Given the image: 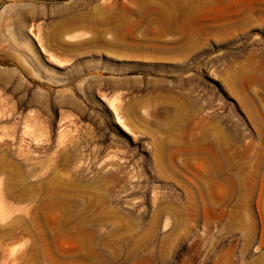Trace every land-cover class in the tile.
<instances>
[{
  "label": "rangeland",
  "instance_id": "1",
  "mask_svg": "<svg viewBox=\"0 0 264 264\" xmlns=\"http://www.w3.org/2000/svg\"><path fill=\"white\" fill-rule=\"evenodd\" d=\"M85 2L0 0V152L22 164L23 179L31 186L57 178L97 187L104 201L90 217L104 215L109 222L95 230V241L110 234L116 243L110 249L114 241L107 240L110 247L100 248L108 255L106 264H264V16L193 37L185 58L170 54L146 61L95 53L86 43L91 33L83 29L65 37L66 44L76 46L70 53L49 49V24L69 8L90 7ZM208 14L210 20L201 15L207 26H219ZM172 96L196 105L180 127L184 137L189 131L198 138V124L214 115L226 126L236 165L229 170L222 164L221 208H211L209 195L200 194L202 155L176 154L174 145H160L178 111ZM139 119L151 126L135 128L133 120L142 124ZM63 155L70 157L68 163ZM161 164H167L164 176L157 172ZM229 171L246 175L245 184L239 183L242 193L230 191ZM3 198L8 206L0 208V228L26 215L11 211L34 205L18 204L4 192ZM160 209L165 211L153 225ZM115 212L127 223L118 227L110 221ZM16 232L21 235V229ZM56 233L50 229L52 236ZM71 236L45 241H54L55 253L64 258L62 249L78 241ZM34 238L12 242L0 237V264H21L17 254L23 256Z\"/></svg>",
  "mask_w": 264,
  "mask_h": 264
},
{
  "label": "bare ground",
  "instance_id": "2",
  "mask_svg": "<svg viewBox=\"0 0 264 264\" xmlns=\"http://www.w3.org/2000/svg\"><path fill=\"white\" fill-rule=\"evenodd\" d=\"M85 3H87L90 7L80 11L75 10L74 12H72V8H69L65 14V17L49 24L50 31L48 34H46L45 43L49 49H53L56 52L63 54L70 53L72 51L71 48H73L75 45L73 46L71 44V46H69L66 44L64 42L65 37L83 29L88 30L91 33V38H89L86 43L89 45V48L92 47L91 49H93L95 53H101L111 57L114 56V58L137 57L146 61L167 59L170 54H172L171 57L175 56L180 58L181 56V58H185L184 55L187 54L189 50H191L190 45H192L191 43L194 40L193 37L205 33L206 31L210 32L213 29L215 31H220L224 29V27L233 30L238 22H246L247 20H251L253 18L255 19L256 15L264 16V0H86ZM206 13L213 14L214 19L212 20L220 25L215 28L207 26L209 24L206 23V20H203L204 18L201 16L204 14L206 15ZM206 19L210 20L208 18ZM204 21L206 25L204 24ZM199 23L203 24V27H199ZM29 49L31 48L29 47ZM174 97L173 98L175 100L173 98L172 99L175 101L178 111L171 123L170 135L167 141L160 142V145L163 147L168 143L170 145H174L173 150L176 154H189L196 152L202 155L201 159L204 164V169L201 171L199 179L201 181L199 186L201 188L200 194L202 192V196L206 197L209 195L210 201L208 199L207 200L211 203V208H221L218 207L220 206L218 197L221 196L219 195V192L223 189L221 188L219 191L220 185L222 186V184H220V174L223 169L222 164L224 163L225 166L229 168V170L233 169V166L236 165L234 164L235 162H233L232 158V153L234 152H230V138L228 136L227 129L225 128L226 126H222V122L219 117L214 115L211 117V119L209 118L206 123L201 121L200 125L198 124L200 131L198 138H194V133L189 135V131L187 132L188 137H184L179 133V130L182 129L180 127L183 125V122L186 120V118L192 115V109L196 105L191 103L186 97L185 99L178 96ZM174 101L171 100V102ZM139 120L142 124H137L133 120V126L135 128H147L151 126L146 120ZM141 130H143V128ZM148 132L150 131L148 130ZM6 143L8 144V142ZM261 143L264 142L262 141ZM250 144L249 146L252 145ZM156 145L158 146V144ZM245 148L246 146L244 147V150ZM246 151H248V149ZM239 154H236V156H239ZM69 160V156L63 155L64 162L68 163ZM250 164L251 163L248 165L245 164V166L248 167ZM261 166H259V168ZM166 168L167 164L158 165V174L164 176L167 172ZM234 170H236V168ZM238 171L234 173L229 171L230 173L228 174L230 175V179L228 178L230 183L229 186L231 188L230 191H235V193L231 192L234 194H236V191L238 193L243 192V188L239 185V183L244 181L242 178L246 176L245 174L242 176V173ZM258 172L260 171L258 170ZM248 173L250 172L248 171ZM22 174V164L14 160L13 157L10 156L9 152L1 151L0 203L1 200L2 203L0 204V208L4 209L6 206H8V202H6L3 198V192L6 198L9 200L11 199L18 204L34 203L33 207L31 208L26 209L18 207L14 211H11V214H13L15 211H23L26 213V215H16L0 228V237L4 238L3 241L5 239H9L13 242L23 238L25 235L35 237L31 243L32 245H29L30 248L27 249L24 247L27 250H22L23 252L25 251L24 254H21L23 256H19L17 254L19 258L22 257L21 259L23 262L25 261L24 264L108 263V255L106 257L105 252L101 254L100 251L102 250L100 248L102 246L103 249L106 250V247H110L108 245L110 243H108L109 241L107 240L112 239H110V237L108 239V236L111 235L109 234L108 236H103L102 239L97 237L99 240H101L100 243L99 241H95L97 234L95 235L94 232L98 227L108 224L109 220L104 218V215L103 217L99 216L98 213V217H90L92 214L91 211L94 208L101 209L98 205L104 201H100L103 196L101 195L102 197L100 198V193L97 187L74 181L62 182L57 178L46 179L41 182V185L35 184L34 186H31L28 184V182L24 181ZM263 176L264 175H262V177ZM252 177L251 179L256 178ZM261 180L264 182V178ZM245 182L246 181H244V184ZM262 187L264 188V185ZM254 191L252 189V193L250 194H253ZM241 197L244 196H239V198ZM246 198L248 197L246 196ZM246 198L244 199V202H246L245 200H248ZM203 199L206 200L205 198ZM105 202L107 201L105 200ZM244 202L241 203L243 206ZM102 205H104V203ZM103 208L104 210L106 209V207ZM30 210L32 211L33 216H28V211ZM175 210L173 208L171 212L176 214ZM99 211L101 212V210ZM164 211L165 209H160L158 211L157 215L153 219V225L158 223ZM10 213L7 212V218H10ZM178 213L180 214L181 211ZM179 214L178 216H180ZM174 216L176 217V215ZM110 219V221L113 220L118 225V227L127 223V220H125V218L121 217L120 214H117L116 212ZM51 228L56 229V235L52 236L50 234ZM17 229H21V235L17 234ZM73 229H75V231ZM117 229L114 231H118L120 228L118 230ZM114 231H112V234H114ZM118 232L120 233V231ZM70 234L72 235L71 237L78 241L76 244L72 243L73 245H70V249H62V251L64 250L65 252H63V254H65L64 258L58 257L55 253L54 248L56 247H54V241L52 243L45 241L48 239L54 240L57 236L59 237ZM115 234L117 235V232ZM99 236H101V234ZM114 238H116V236ZM39 239L44 241H40ZM74 239L72 241H75ZM56 241L58 242L59 240ZM112 241L114 240L112 239ZM113 244L114 248H111ZM60 245L63 244L60 243ZM115 245V241L114 243L112 242L110 249H115ZM67 246L68 245H66V247ZM57 249L59 248L57 247ZM115 260L111 261L114 262ZM23 262H21V264H23Z\"/></svg>",
  "mask_w": 264,
  "mask_h": 264
}]
</instances>
